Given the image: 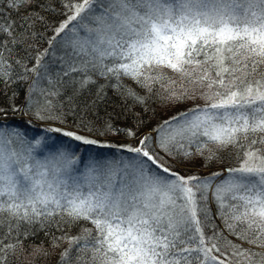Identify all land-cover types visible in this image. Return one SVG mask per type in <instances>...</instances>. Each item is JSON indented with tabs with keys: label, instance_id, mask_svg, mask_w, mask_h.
Segmentation results:
<instances>
[{
	"label": "snow or ice",
	"instance_id": "snow-or-ice-1",
	"mask_svg": "<svg viewBox=\"0 0 264 264\" xmlns=\"http://www.w3.org/2000/svg\"><path fill=\"white\" fill-rule=\"evenodd\" d=\"M33 2L6 0L17 11ZM64 7L72 14L48 41L49 48L59 43L65 51L58 81L48 76L44 62L49 49L31 67L16 60L20 72L5 56L27 41L31 17L23 18L28 28L18 34L14 21L0 22V35L8 37L0 40V81L9 85L33 74L23 104H11L28 125L38 121L46 125L43 132L84 145L101 144L93 137L108 132L137 137L110 122L95 132L93 126H77L89 135L52 126L65 124L68 115L50 99L61 94L57 84L71 85L79 95L95 84L89 72L114 80L110 86L145 112L149 99L168 107L202 103L149 128L134 145H120L133 154L127 158L85 159L40 131L29 136L18 125L0 124V229L7 225L0 264L17 245L23 248L21 223L39 225L24 233L28 239L53 224L62 231L80 221L92 227L79 236L53 237V247L61 240L69 244L58 264H68L72 252L76 264H233L232 258L235 264H264V0H69ZM72 21L77 23L66 31ZM44 79L47 88L41 86ZM125 79L145 95L122 83ZM104 87L93 104L104 98ZM141 126H147L142 119ZM231 149L238 166L226 169L223 179L221 172L175 170L197 162L207 166ZM14 229L16 243L4 244ZM34 253L48 255L40 246Z\"/></svg>",
	"mask_w": 264,
	"mask_h": 264
},
{
	"label": "trees",
	"instance_id": "trees-1",
	"mask_svg": "<svg viewBox=\"0 0 264 264\" xmlns=\"http://www.w3.org/2000/svg\"><path fill=\"white\" fill-rule=\"evenodd\" d=\"M69 2V0H34L33 4L30 7L20 8L19 11L15 9H10L7 7L6 0H0V22L11 23L15 22L14 32L20 33L28 28V23L32 24V28L28 31V39L25 43L16 45L12 55L9 57L7 53L5 56L12 63L13 68L16 72H20L21 68L15 63L16 60H21L23 63H26L28 67H31L35 64V57L43 53L45 49H49L47 55L44 56V62L48 65V76L51 77L54 81H58L57 72H60L62 61L60 57L65 55L63 46L59 43L54 44L49 48V39L52 37L55 27H58L60 22L71 12L68 11L64 5ZM73 3H79L80 0H71ZM24 17H31L28 23H24ZM37 17H43V19H38ZM23 24V27L21 25ZM8 39L7 36L0 35V40ZM11 47V44H9ZM54 47V51L51 49ZM29 79L26 81H17L9 85H5L0 81V108L5 109L4 112H0V124H13L18 125L23 129L28 130L29 136H32L35 132L40 131L42 135L46 136L49 134L52 140L65 139L68 143L76 144L77 141L72 140L69 137H64L62 133L56 132H43L42 129L46 125H41L38 121H33L32 125H28L27 117L22 116L19 112H13L11 110V104L15 103L17 105H22L25 99V94L28 90V86L31 83L33 74L29 73ZM83 74L74 73L73 76L82 78ZM89 75H92V79L95 81V84L90 85L87 89L81 91L79 95H73L72 86H61L59 83L57 87H60L61 94L57 97H50L53 100V103L56 105L58 110H63L68 113L66 117V123L63 127L75 130L77 132L89 134L87 129H79L77 126L83 123L86 126H93L94 132L96 130L103 131L106 122H110L114 128L117 129H131L137 132V137H129L125 132H120L119 134H112L108 132L105 136L106 139L111 138L112 142L115 144H121L123 142H128V144H135V140L138 139L140 135H143L144 132L148 131L149 128L155 127L157 124L161 123L163 120L168 119L171 116L177 115L178 112L185 111L187 108L193 107L194 103H202V101L197 102H185L184 104L168 107L167 105L160 104L155 99H149L147 101V111L145 112V106L136 105L132 100H125L120 96L116 90H114L110 85L114 84L115 81H108L104 77L99 76L98 74L89 72ZM170 75V74H169ZM15 78V77H13ZM174 79H179L173 77ZM65 80L68 78L65 77ZM122 83L125 85L135 88L140 95H145V91L136 87L130 80H123ZM104 85V98L97 101L93 104V101L96 100L97 91L99 88ZM42 87H49L47 79L41 81ZM189 88L194 87L191 84L186 85ZM157 90L162 91L163 89L158 84ZM13 93H16L15 99H11ZM71 98V99H69ZM139 118V119H138ZM142 119L144 124L147 125L138 127L139 120ZM94 150H100L106 153L117 151L118 147L114 146H94ZM123 150V149H121ZM125 157H130L131 153H128L126 150L123 151ZM238 166V161L236 159V149H231L229 151H224L219 154V158L207 165L204 166L201 162H197L195 166L191 164L181 165L175 167V170L180 172L182 175H190L195 173L197 175H210L212 172H221L217 167L230 168ZM207 169L205 172L204 170ZM216 170V171H215ZM226 174L221 176V179L225 177ZM209 207L212 210L215 221L220 228L223 229V224L221 223L219 217L215 216L216 213V204L211 203ZM58 220L59 217H56ZM15 221H13V224ZM92 225L85 221L77 222L71 226H65L63 230H57L55 224L50 228L45 229L44 231H37V234L29 236L28 239H24V233L26 231H32L39 229V225H28L26 223H21L19 228V239L23 241V248L17 245L14 252L9 251L7 253L6 264H58L60 254L68 249L69 244L67 240H61L58 242L57 247H53V237H61L65 233L68 236H79L83 233L85 228H91ZM45 231L48 232V235H45ZM208 235H211L210 230H206ZM7 232V225L3 229H0V236ZM227 235V232L224 233ZM17 235L15 229L12 234L4 239L3 243H16ZM228 239L233 240L236 243L235 237L228 236ZM221 247L224 248L225 242L222 240L220 242ZM3 245H0L2 247ZM43 247L47 251L48 255H36L34 253L35 247ZM247 247V245H245ZM226 252L230 251L224 248ZM258 250V249H257ZM4 253H0V256H3ZM75 252L70 253L68 258V264H76ZM233 259V264H235V258Z\"/></svg>",
	"mask_w": 264,
	"mask_h": 264
},
{
	"label": "rangeland",
	"instance_id": "rangeland-1",
	"mask_svg": "<svg viewBox=\"0 0 264 264\" xmlns=\"http://www.w3.org/2000/svg\"><path fill=\"white\" fill-rule=\"evenodd\" d=\"M71 14L72 13H70L69 15H67L60 22V24L62 22H64L65 20H67L68 16H70ZM76 23H77L76 21H72L69 24L68 29H66V31H69V29H71L73 27V25H75ZM63 35L64 34L61 33V36H63ZM69 35H72V33L69 32ZM80 35L81 36L85 35V31L83 30V28L80 29ZM51 51L52 52L54 51V47L51 49ZM52 126L53 127H62L64 130L75 131V130L69 129L67 127L59 126V125H56V124H53ZM75 132H77V131H75ZM79 133L80 134H83V135H89V134H85V133H81V132H79ZM46 137H51V136L49 134H46ZM93 138H97V139H99L102 142L101 144H97V146H106V147L107 146H114V147H118L116 149L117 151L110 152V153H106V152H103V151H100V150H97V151L94 150L95 149L94 146H96V145H84L82 142H78V141L76 142V144H74V143H68L65 139L56 140V138H55L54 140H56V141H63L68 146V150L69 151H74V153H75L76 156H82L85 159H87L90 156L97 155V154H99L101 156H104V157H108V158H126L125 157V153L123 152L124 150H121L120 145H122V144H128V142H123L121 144H115L114 142H112V140H110L111 138L106 139L105 137L103 138V137H97V136H94ZM37 155H41L42 156L43 155L42 151L38 150L37 151ZM78 167L80 168L81 171L83 170V165H78ZM217 169H220L221 170L222 175L226 174L225 177L227 176L226 168L217 167L216 170ZM204 171L206 172L207 169H205ZM192 174L193 173H191L190 175H192ZM210 201H211V194H210ZM211 203L213 204L214 202H211Z\"/></svg>",
	"mask_w": 264,
	"mask_h": 264
}]
</instances>
